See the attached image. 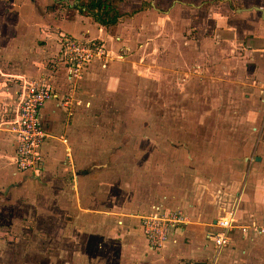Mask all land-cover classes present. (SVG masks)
<instances>
[{
    "label": "crops",
    "instance_id": "1",
    "mask_svg": "<svg viewBox=\"0 0 264 264\" xmlns=\"http://www.w3.org/2000/svg\"><path fill=\"white\" fill-rule=\"evenodd\" d=\"M31 1L39 10H35L37 17L34 16V12L27 18L21 17L15 23L17 26L12 27L14 32L11 38L4 43L0 42V75H17L22 79L50 76L52 86L60 93V96L58 94L57 97L47 100L39 112L40 122L48 136L42 145L43 164L40 171H43V178L41 177L43 180L41 178L38 180L41 181L39 186L52 193V196H62L60 200L62 201V237H67L70 245L71 237L77 241L76 248L82 249L81 237L86 236V233L90 234L88 236L91 237V245L94 247L95 238H98L100 230L104 229L109 234H115L119 228L124 231V239L127 240L124 244L126 251L129 255H133L128 257V261L131 259H137L138 262L145 261V258L154 255L163 256L161 258L173 262L185 259L188 264L206 262L213 264V261L214 264H226L225 251L228 246H234V253L238 251L246 254L253 244H264V231L255 230L264 226V116L261 113L264 109V4L251 1L234 7L232 11L235 15V23L231 22V25L224 27L233 29L234 37L229 40L226 36L229 32L221 31L226 33L223 35L225 42L218 40L216 42L217 45L220 44L218 48L213 46L195 54V57L208 60V63L216 61V56L217 59L226 60L219 65L209 66L205 77L211 78L213 71L219 68L217 71L220 81L230 88L237 82L228 75L231 73V68L239 63L236 67L240 69L235 74L242 76L246 73L250 76L242 86L245 85L244 88L249 90L251 95L244 98L241 96L235 101L252 107L255 112L226 114L228 118L238 117L240 120L237 128L235 123L234 129L227 131L233 132L234 140L231 141V145L204 146L202 152L208 155L202 164L204 168L202 173L207 175V179H210L212 184L201 182L199 179L203 176L196 174H193L195 181L191 185L192 192L189 189L184 193V190L173 185L170 188V184L167 185L165 182L159 186L155 184L154 190L157 193L155 194L159 197L156 200L151 199L144 210L151 211L156 206L165 210H180L187 217V222L173 230L162 248L152 250L141 232V215L138 217L132 211L138 204L135 200L137 199L135 186L141 183L142 175L134 187L126 180L123 182L126 187L122 188L120 182L109 174L113 172L112 152L119 150L114 161L121 158L123 163L125 161L130 163L128 155L130 152L127 151L131 150L129 142L134 133L124 125V121L130 119L129 114L128 112L104 113L108 111L107 104L116 103L113 101L114 98L122 100L124 97L122 91L125 90L119 86L125 83L121 69L123 62L130 60L132 50L126 41V35L128 36L129 33L126 23L137 17L139 12L124 14L118 5L121 0H111L123 15L116 24L105 26L97 23L90 16L80 13L75 7L68 11L62 10V18L51 17L52 13H45L43 9L48 5V0ZM225 9L228 10L226 5ZM218 14L220 19L223 16L229 18L227 13ZM19 24L24 25V30L27 31L31 26L35 37L31 39L27 31H21L18 28ZM60 34L81 39H99L110 50L112 58L104 67L99 62L91 63L81 78L70 83L66 80L64 68L57 63L56 67L54 65L60 50ZM236 37L238 40L235 39ZM209 41L210 39L202 41L203 45L208 46ZM234 41L238 42L236 43L238 49L228 47ZM29 46L35 47V50H29ZM229 54L231 57L227 58ZM3 61L10 62L11 66H8L10 69L6 66L2 67ZM187 70L188 77L195 75L193 71L188 68ZM192 83L188 81L186 86L193 89L195 86ZM19 88L20 84L16 82L9 84L0 76V182L8 184L17 181L15 179L18 175L28 174V172H19L16 167L7 163L9 157L14 155V136L5 122L16 107ZM64 95L66 100L62 101ZM217 99L220 100L221 96ZM124 103L122 100V104ZM7 104L10 105L9 112L6 108ZM259 105L263 106L261 111ZM98 107L101 112L94 111ZM117 120H121L122 123L112 128L114 123L111 121ZM260 120L263 123L259 125ZM103 121L110 122L108 127L104 126ZM88 129L94 135L106 138L97 144L95 155L100 160L99 158L92 160L95 161L94 165L79 156L84 151L93 154L89 151L91 147L88 146L87 141ZM114 142L117 144L116 146L113 144L112 148L111 143ZM187 146L184 150L180 149L184 147L176 146V151L181 155L183 151L188 152L187 149L196 152L190 145ZM247 164L245 178L239 183L236 176L240 174V168H245ZM125 173L124 177H126ZM231 178L233 180L230 182ZM234 181H237L236 188L232 187ZM214 186H218L216 192H219V197L213 194V191L211 194L209 192ZM197 187L200 189L197 190ZM37 192L40 193L42 190L39 189ZM102 202H106L105 206ZM227 211H233L240 227L230 230V241L227 245L215 249L210 234L216 229L214 224L216 218ZM241 227H245V231ZM5 231L6 229L2 228V232ZM147 264L157 263L148 261Z\"/></svg>",
    "mask_w": 264,
    "mask_h": 264
},
{
    "label": "rangeland",
    "instance_id": "2",
    "mask_svg": "<svg viewBox=\"0 0 264 264\" xmlns=\"http://www.w3.org/2000/svg\"><path fill=\"white\" fill-rule=\"evenodd\" d=\"M251 1L264 4V0H121L118 2L124 14L139 12V15L126 23L129 30L126 41L132 50L130 60L124 61L121 69L125 83L119 86L125 90L122 91L124 93L122 100L125 103L122 104L121 99L112 96L116 103L107 104V112L103 111V106L102 112L129 114L130 119L127 118L124 125L134 133L129 142L131 150L127 151L130 152L128 154L130 163L127 161L123 163L121 158L114 161L119 150L112 152L113 172L109 174L120 182L122 188L126 187L123 183L126 180L134 187L142 175L141 183L135 186V189L137 188L135 200L138 204L136 209L134 207L132 209L138 217L149 212L144 209L151 199L156 200L159 197L154 190L155 184L159 186L165 182L167 185L170 184V188L173 185L184 190L185 193L191 189L195 181L193 174L203 176L199 179L201 182L212 184L210 179H207V175L202 173L204 169L202 164L208 155L202 152L204 146L231 145V141L234 140L233 132L227 131L234 129L235 123L237 128L240 120L238 117L228 118L226 114L253 111L252 107L235 101L241 96L244 98L251 95V92L244 88L245 85L242 86L250 76L246 73L242 76L235 74L240 69L236 67L239 63L231 68V73L228 75L237 82L230 88L220 81L217 71L219 68L215 71L210 68V71H213L211 78L205 77L209 66L219 65L226 60L217 59L216 56V61L208 63V60L195 57L197 51L211 49L213 46L218 48L220 45L216 43L218 40L225 42L223 35L226 33L221 31L229 32L226 36L229 40L232 39L235 31L224 28L231 25V22L235 23L232 10L241 3ZM48 2L43 8L44 12L52 13L51 17L62 18V10L74 9V4L85 3L87 0H48ZM225 5L228 10L225 9ZM35 10L39 11L31 0H0V42L4 43L11 38L14 32L12 27L17 26L15 23L21 17L27 18L33 12L37 17ZM218 13H227L229 18L223 16L220 19ZM18 28L27 31L24 30V25L19 24ZM27 32L31 39L35 37L31 26ZM207 39H210L209 45L204 46L202 41ZM235 39L238 40L237 37ZM236 43L238 42L234 41L228 47L238 49ZM28 49L34 51L35 47L29 46ZM230 57L231 54L227 56ZM198 60L202 62L199 63ZM4 61L2 67L6 66L10 69L8 67L11 66L10 62ZM187 68L195 75L188 77ZM0 76L9 84L16 82L19 85L23 80L17 75ZM256 79L258 78L254 80ZM188 81L193 82L195 86L193 89L186 86ZM219 96H221L220 100L217 99ZM9 106L6 105L8 112ZM258 107L260 111L263 108L261 105ZM94 111L101 112V109L98 107ZM261 113L264 116V109ZM111 122L114 123L112 128L122 123L121 120ZM103 123L108 127L110 122L103 121ZM262 123L260 120L259 125ZM91 124L93 125V122ZM85 130L87 131L86 127ZM88 131L87 141L88 146L91 147L89 151L93 154L84 151L85 153L79 156L94 165L95 161L92 160L99 158L95 155L97 144L106 138L94 135L89 129ZM116 142L111 143L112 148L113 144L116 146ZM187 145L196 152L187 149L188 152L183 151L181 155L176 151V146L184 147L180 148L184 150ZM7 163L15 167L14 155L9 157ZM247 167L248 164L245 168H240V174L236 176L239 183L245 178ZM42 172L36 174L28 171L26 175H18L15 179L17 181L12 184L0 182V264H147L148 261L157 264H188L185 259L173 262L161 258L163 256L154 255L145 258V261L138 262L137 259L128 261V257L133 255H129L126 251L124 244L127 240L124 239V231L119 228L115 234H109L104 229L100 230L98 238H95L94 247L91 245L92 239L88 236L89 233L81 237L82 249L76 248L77 241L69 236L70 245L67 237H62V201H60L62 196H52V193L39 186L41 181L38 179L43 176ZM232 180L231 178L230 182ZM236 186L237 181H234L232 187L236 188ZM217 187L210 188L209 192L211 194L213 191V194L219 197V192H216ZM39 189L42 192H37ZM198 189L200 188L197 187ZM102 203L105 206L106 202ZM2 228L6 231L2 232ZM233 249L234 246H228L225 251L226 264H264V244H253L246 254L238 251L234 253Z\"/></svg>",
    "mask_w": 264,
    "mask_h": 264
},
{
    "label": "built area",
    "instance_id": "3",
    "mask_svg": "<svg viewBox=\"0 0 264 264\" xmlns=\"http://www.w3.org/2000/svg\"><path fill=\"white\" fill-rule=\"evenodd\" d=\"M59 37L60 50L54 65L56 67L57 63L64 68L66 80L70 83L81 78L91 63L99 62L104 67L112 58L110 50L99 39H81L67 34ZM50 80V76L23 79L17 92L16 107L5 122L14 136L15 167L21 172L37 174L43 164L42 145L48 134L40 122L39 112L47 100L60 96ZM62 97V101L66 100L65 95ZM186 222L187 217L182 211L156 206L140 217V228L148 247L158 250L165 245L173 230ZM214 224L216 229L210 239L213 247L219 249L229 243V232L239 226L238 219L233 211H227L216 218ZM241 228L245 231V227ZM255 230L262 232L264 226Z\"/></svg>",
    "mask_w": 264,
    "mask_h": 264
},
{
    "label": "trees",
    "instance_id": "4",
    "mask_svg": "<svg viewBox=\"0 0 264 264\" xmlns=\"http://www.w3.org/2000/svg\"><path fill=\"white\" fill-rule=\"evenodd\" d=\"M73 7L105 26L116 24L123 15L111 0H87L85 3H76Z\"/></svg>",
    "mask_w": 264,
    "mask_h": 264
}]
</instances>
